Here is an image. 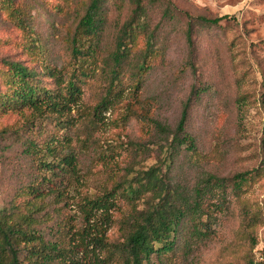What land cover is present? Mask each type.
Here are the masks:
<instances>
[{
  "label": "rangeland",
  "instance_id": "rangeland-1",
  "mask_svg": "<svg viewBox=\"0 0 264 264\" xmlns=\"http://www.w3.org/2000/svg\"><path fill=\"white\" fill-rule=\"evenodd\" d=\"M90 2L0 0V208L14 207L15 215H28V223L37 221L34 224L43 235L53 238L67 221L76 219L80 225L82 196L111 187L127 173L124 167L132 166L131 178L141 169L159 165L170 188L178 187L187 196L215 174L225 178V191L221 190L232 203L229 209L223 205L216 210L212 238L194 244L187 253L184 239L189 238L186 229L191 223L186 221L178 236L182 246L162 256L153 254V261L216 264L235 244L243 219L239 211L258 201L264 207V0H142L141 16L133 0H103L99 45L94 57H81L76 72L82 93L68 112L81 124L60 128L53 114L38 115L10 101L7 60H20L36 69L29 78L41 97L46 90L61 87L57 79L75 71L72 37ZM13 9H19L26 28L19 26ZM223 14L229 17L217 23L199 18ZM130 19L145 21L146 30L139 33L126 71L116 79V95L110 96L114 102L95 113L108 92L117 37ZM147 49L149 67L137 96L131 87V72L137 69L132 64L143 61ZM189 98L187 130L196 139L195 149L174 148L161 135L146 132L148 124L141 113L175 126ZM132 100L139 112L125 123L118 121ZM64 136L73 139L68 150L78 155L79 179L60 166L51 170L45 164L57 160L46 152L45 143ZM107 161L118 165L113 168ZM247 170L248 180L241 188L234 187V175ZM150 200L147 193L138 201L139 207ZM126 206L121 199L114 211L115 222L108 230L113 241L124 237L121 218ZM256 233L259 243L264 242V221L256 226ZM243 247L247 243L236 256L244 252ZM25 253L24 248L20 257ZM77 258L84 260L83 251ZM92 259L88 256L86 261Z\"/></svg>",
  "mask_w": 264,
  "mask_h": 264
},
{
  "label": "trees",
  "instance_id": "trees-1",
  "mask_svg": "<svg viewBox=\"0 0 264 264\" xmlns=\"http://www.w3.org/2000/svg\"><path fill=\"white\" fill-rule=\"evenodd\" d=\"M102 1L91 0L80 18L72 37L75 71L68 78L57 79L62 83L58 89L46 90L45 95L41 97L38 87L29 78L37 72L36 69L30 68L20 60H7L11 88L10 101L16 102L23 109L30 108L31 112L38 115L44 112L53 114L60 128L81 124L80 119L68 112L72 110L77 97L82 93L76 72L81 57H94V50L99 45L98 38L103 29ZM133 1L136 4L135 10L141 16L142 0ZM18 10L13 9L12 14L17 16L19 26L26 28L27 22ZM228 17V14L216 17L199 16L201 20L211 23H217ZM145 24V21L130 19L123 25L111 54L113 65L109 70L111 79L108 92L97 103L95 113L96 110L101 109L100 107L107 109L114 102L115 97L110 96L116 95L113 93L116 79L126 71L125 64L129 62L132 46L135 45L139 33L146 30ZM148 54L147 49L144 60L136 63L134 61L132 64V67L137 68L131 72L133 81L131 87L135 92L137 91L135 95L143 84L142 74L149 67L146 60ZM50 70L48 69L51 75L55 74ZM190 102L191 98L185 103L175 126L150 116L149 113H141L148 124L146 132L153 136L161 135V138L169 141L174 148L184 145L188 149H195L196 139L187 130ZM135 106H137L135 101H128L118 121L125 123L136 115L139 111ZM89 120L93 121L92 117ZM56 138L47 141L45 149L50 155H55L57 160L43 162L51 170L54 166H60L62 170L79 179L78 155L73 151L74 149L68 150L73 147V139L68 136H64L63 139ZM135 143L133 142L134 145ZM262 148L264 151V137ZM62 150L66 151L60 155ZM107 163L111 162L107 161ZM110 165L114 168L118 164L112 162ZM124 168L127 173L120 175L111 187L105 186L99 193L82 196L79 203L82 217L80 225L75 223L76 219L67 221L62 229L55 231L53 238H46L43 235L34 224L37 221L28 223V215H15L14 207L0 208V264H24V260H27L28 264H110L114 261H119L120 264H163L153 261V254L162 256L163 253L181 247L178 236L185 229L186 221L191 223V227L186 229L189 238L184 236L188 253L194 244L212 238L210 229L212 220L217 218L216 210L222 209L223 205L229 209L232 203L231 198L221 190L223 188L225 191V178L215 174L209 175L203 187H196L192 196H187L184 195V191H179L178 187L170 188L169 183L160 174L159 165L153 164L141 169L131 178L128 172L132 166ZM248 172L247 170L234 175V187L241 188L249 178ZM147 193H150V204L139 207L138 201ZM61 194L59 192V195ZM239 196L237 195V198ZM121 199L127 202V206L121 218L124 237L117 242L110 239L108 230L115 222L114 211L120 208ZM35 210L36 208H32L31 211ZM239 214L243 219L235 244L227 247L224 255L226 258L218 260L216 264H253L256 258L255 248L259 245L256 226L264 221V207L258 201L254 206H244ZM26 242H30V245ZM245 243L247 247H243L246 248L244 252L236 256L237 250ZM24 248L25 257L21 258L20 252ZM80 251L84 254L83 261L77 258ZM88 256L93 258L89 262L86 261Z\"/></svg>",
  "mask_w": 264,
  "mask_h": 264
},
{
  "label": "built area",
  "instance_id": "built-area-1",
  "mask_svg": "<svg viewBox=\"0 0 264 264\" xmlns=\"http://www.w3.org/2000/svg\"><path fill=\"white\" fill-rule=\"evenodd\" d=\"M256 258L253 264H264V242L259 243L255 248Z\"/></svg>",
  "mask_w": 264,
  "mask_h": 264
}]
</instances>
